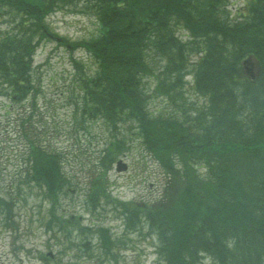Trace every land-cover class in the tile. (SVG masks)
<instances>
[{
    "label": "trees",
    "instance_id": "trees-1",
    "mask_svg": "<svg viewBox=\"0 0 264 264\" xmlns=\"http://www.w3.org/2000/svg\"><path fill=\"white\" fill-rule=\"evenodd\" d=\"M72 1L0 0V17L8 18L0 29V95L10 102L31 96L34 103L32 54L46 35L44 19ZM82 1L100 27L71 43L94 63L82 74L74 59L75 112L112 128L134 124V138L165 174L157 199L112 195L104 170L127 143L115 137L97 160L103 171L89 175L87 207L112 204L127 228L145 227L160 264H264V0H244L234 13L229 0ZM156 95L170 110L149 109ZM28 121L21 120L24 173L16 184L9 180L6 193L0 187V213L11 222V190L36 188L50 205L45 227L64 233L55 209L77 183L59 147ZM98 230L104 244L111 241Z\"/></svg>",
    "mask_w": 264,
    "mask_h": 264
},
{
    "label": "rangeland",
    "instance_id": "rangeland-1",
    "mask_svg": "<svg viewBox=\"0 0 264 264\" xmlns=\"http://www.w3.org/2000/svg\"><path fill=\"white\" fill-rule=\"evenodd\" d=\"M84 2L75 0L57 5L55 10L44 19L47 32L64 38V42L68 40L80 42L93 38L100 25L94 13L85 8ZM228 2L231 4L228 7L234 9L242 5L244 0ZM7 19L0 17L1 30L5 29ZM60 42L55 37H45L39 41L32 54L31 77L34 91L31 95L35 96L37 101L30 114L32 121L35 120L38 124V130L50 128V131L44 133L43 139L55 142L62 152L66 174L82 187L87 182L88 175L94 171L95 174L103 171L100 167L96 168V162L97 156L109 145L104 143L108 136H116L119 140L122 136L128 138L130 149L120 156L127 164V169L124 172H117L114 168L104 170L107 184H111V193L133 202L157 199L164 185L165 174L160 164L153 159L140 141L132 138L133 135L125 131L128 121H118L115 132L110 133L101 119H94V123L86 130L81 126V119L76 118L75 99L71 100L69 97L72 93L77 94L75 80L80 72L86 74V70L92 66V61L84 49L75 48L70 51L65 45L68 43ZM71 56L85 63L83 69L80 67V72L72 63ZM185 87H188L187 84ZM30 99L31 96L11 104L5 96L0 95V184L3 187L7 180L15 182L18 179L16 170H21V150L24 145L20 119L28 117ZM169 106L162 96L150 97L151 110ZM41 116L46 119L49 127L44 125L41 128L42 123L38 119ZM71 182L74 183L72 180ZM6 189L9 190L10 187L4 190ZM13 195L15 196V193ZM24 196L27 202L22 195L14 199L16 202L13 213L16 214L15 223L17 222L18 228L10 225L8 229L9 227L3 222L0 223L2 225L0 226V264H41L39 253L46 255L44 253L48 252L52 253L53 258L47 264H94V261H89L90 258L81 256L83 253L74 244L71 248L65 245V239L59 234L52 236L45 232L40 220L37 219L41 216L44 220L47 214V201L42 196L36 193L29 194L28 191ZM75 198L72 199L68 193L64 194L60 200V209L56 208V211L65 210L67 216L71 213L80 215L84 224L90 222L92 215H97L99 220L97 223L110 228V235L117 238L118 243L114 251L118 253L116 255L118 264H153L155 261V254L152 252L153 241L144 234L145 227L141 233L129 232V229L122 226L123 219L119 216L118 210L114 212L115 208L112 204L102 202L96 211L91 213V210L84 211L81 201L83 192ZM0 219H2L1 213ZM73 234L76 236L75 232ZM96 241V237H93V246L96 245ZM72 242L75 243L77 240L72 239ZM103 260L104 257L101 258V261Z\"/></svg>",
    "mask_w": 264,
    "mask_h": 264
},
{
    "label": "water",
    "instance_id": "water-1",
    "mask_svg": "<svg viewBox=\"0 0 264 264\" xmlns=\"http://www.w3.org/2000/svg\"><path fill=\"white\" fill-rule=\"evenodd\" d=\"M121 165H118V168H120ZM123 167V166H122ZM124 168V167H123Z\"/></svg>",
    "mask_w": 264,
    "mask_h": 264
}]
</instances>
